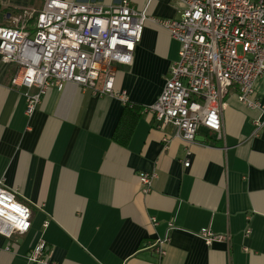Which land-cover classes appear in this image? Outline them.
I'll return each mask as SVG.
<instances>
[{
	"label": "crops",
	"instance_id": "obj_1",
	"mask_svg": "<svg viewBox=\"0 0 264 264\" xmlns=\"http://www.w3.org/2000/svg\"><path fill=\"white\" fill-rule=\"evenodd\" d=\"M64 1L108 8L122 0ZM130 1L152 17L178 15L173 0ZM44 3L0 0V26ZM179 50L168 31L147 22L133 64L117 66L116 88L128 91L130 107L66 83L50 89L31 118L11 87L15 65L0 59V180L33 211L27 234L0 235V264H39L27 256L41 239L53 264H264V132L253 135L257 111L232 93L222 138L200 128L190 144L146 112ZM255 89L264 103V78ZM153 171L159 177L145 195L139 175ZM204 228L229 239L208 245L199 236ZM167 237L161 256L157 242Z\"/></svg>",
	"mask_w": 264,
	"mask_h": 264
},
{
	"label": "built area",
	"instance_id": "obj_2",
	"mask_svg": "<svg viewBox=\"0 0 264 264\" xmlns=\"http://www.w3.org/2000/svg\"><path fill=\"white\" fill-rule=\"evenodd\" d=\"M173 1L177 17L159 19L137 10L130 0L108 8L45 0L42 9L23 11L11 26H0V59L16 67L11 87L24 97L25 115L31 118L48 91L61 90L66 83L129 104L128 91L116 88L117 66L133 64L145 26L152 22L180 43L179 59L161 95L146 108L157 126H173L174 136L189 144L200 128L222 138L223 110L235 93L240 103L257 111L253 135L258 137L264 132V103L255 89L264 78V0ZM158 177L157 171L140 173L143 194L152 191ZM32 220V209L0 180V235H25ZM48 225L46 221L43 226ZM250 233L248 228L246 234ZM199 236L208 245L229 239L207 228ZM168 240L157 242L161 256ZM27 257L53 264L43 239Z\"/></svg>",
	"mask_w": 264,
	"mask_h": 264
},
{
	"label": "trees",
	"instance_id": "obj_3",
	"mask_svg": "<svg viewBox=\"0 0 264 264\" xmlns=\"http://www.w3.org/2000/svg\"><path fill=\"white\" fill-rule=\"evenodd\" d=\"M126 106H127V107L129 106V107H130V105H129V104H126ZM132 107H135V106L133 105Z\"/></svg>",
	"mask_w": 264,
	"mask_h": 264
}]
</instances>
